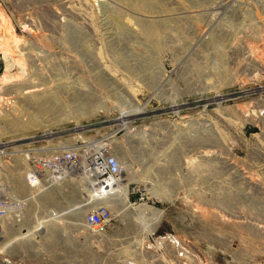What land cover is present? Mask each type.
<instances>
[{
  "label": "rangeland",
  "instance_id": "374dc122",
  "mask_svg": "<svg viewBox=\"0 0 264 264\" xmlns=\"http://www.w3.org/2000/svg\"><path fill=\"white\" fill-rule=\"evenodd\" d=\"M1 10L24 42L3 55L0 24V75L21 79L0 90V144L113 134L129 184L108 200L73 178L34 191L12 150L0 193L28 205L20 230L4 233L0 264H264V0H14ZM103 206L109 223L89 227Z\"/></svg>",
  "mask_w": 264,
  "mask_h": 264
},
{
  "label": "built area",
  "instance_id": "2783aa9c",
  "mask_svg": "<svg viewBox=\"0 0 264 264\" xmlns=\"http://www.w3.org/2000/svg\"><path fill=\"white\" fill-rule=\"evenodd\" d=\"M7 1L14 0H0V5L3 7ZM113 137L115 135L110 134L100 139H82L56 147L49 143L37 146L30 141L17 146L18 151L8 143H1L0 161L10 156L12 150L20 152L27 165L25 184L35 191L64 184L72 178L83 186L103 190L107 182L117 178L122 170L109 145ZM27 205V198L0 193V237L8 228L20 230ZM110 217V209L103 206L98 212L89 214L86 223L91 228L101 229L109 223Z\"/></svg>",
  "mask_w": 264,
  "mask_h": 264
},
{
  "label": "bare ground",
  "instance_id": "6f19581e",
  "mask_svg": "<svg viewBox=\"0 0 264 264\" xmlns=\"http://www.w3.org/2000/svg\"><path fill=\"white\" fill-rule=\"evenodd\" d=\"M2 7V5H0ZM1 7H0V24L1 26L4 28V35L2 37V39H4V50H3V55H7V52H10L11 49L13 50H16L19 48V46L24 42L23 39H21L20 37H17L15 34H14V31H13V28H12V25H10L8 23V20L6 19V17L4 16V14L2 13V10H1ZM3 8V7H2ZM156 32V31H155ZM156 35V34H155ZM18 65L21 67V70H24L25 69V63L20 60V62L18 63ZM23 76H25V71H22L21 73ZM23 79V78H22ZM21 80L20 79V75L18 76H14V77H10L9 74L7 73V71L5 70L4 73L2 75H0V90L3 89L4 86L7 87V85H11L12 83H15L17 81ZM41 84H31L30 86H28V88H36V87H39ZM9 87V86H8ZM12 87H15V86H12ZM5 88V87H4ZM23 88H27V87H23ZM6 89V88H5ZM5 91V90H4ZM15 94L16 91H14ZM2 102H0L1 104ZM2 106H0V109H1ZM2 111V110H1ZM18 111V110H17ZM16 111V112H17ZM22 112V111H21ZM2 113V112H1ZM0 113V114H1ZM19 113V112H17ZM16 113V114H17ZM3 114V113H2ZM2 116V115H1ZM4 116V115H3ZM20 116H21V113H20ZM15 117V116H14ZM19 117V116H18ZM17 118V117H16ZM20 118V117H19ZM126 118H127V113L123 112L122 115L119 117V121L120 123L124 124L125 121H126ZM2 119V118H1ZM18 119V118H17ZM1 121V120H0ZM4 124V123H3ZM78 127V126H77ZM2 128V127H1ZM5 128V127H3ZM77 129V128H76ZM78 130V129H77ZM47 137L46 138H50L51 137V132H47ZM12 142V141H11ZM16 157L14 158H21L22 161V164H25L26 166V171H27V165H26V162L23 158V156L20 154V152H17L15 153ZM12 159V158H11ZM3 162L4 161H0V175H4V177H8L7 174H5V170L2 168L3 167ZM2 171V172H1ZM2 173V174H1ZM4 173V174H3ZM15 174V173H14ZM26 174V173H25ZM13 177V176H12ZM17 177V179H14L13 182V186L15 185V188L18 189V190H23V186L20 184L19 180H18V172H17V175L15 176ZM20 179V178H19ZM129 180V179H128ZM127 184L128 181H127V178H126V174L121 170V173L120 175L115 178V179H111L107 182L105 188L103 190H100L101 188L99 187H94V188H91L90 186H87V190L89 193H93L92 196H97L98 197V200H108L111 196L113 195H119V194H124V196L126 197L127 195ZM2 186V185H1ZM2 190V189H0ZM7 190V189H6ZM3 191V190H2ZM35 191V190H34ZM50 221V220H49ZM24 222V220H23ZM45 222H48V220H39L37 221L33 226L31 227H27L23 230V235H22V238L23 239H26L27 237H29L31 231L40 226L41 224H44ZM4 234L1 235L0 237V243H4Z\"/></svg>",
  "mask_w": 264,
  "mask_h": 264
},
{
  "label": "crops",
  "instance_id": "0c3cea01",
  "mask_svg": "<svg viewBox=\"0 0 264 264\" xmlns=\"http://www.w3.org/2000/svg\"><path fill=\"white\" fill-rule=\"evenodd\" d=\"M7 263V262H6Z\"/></svg>",
  "mask_w": 264,
  "mask_h": 264
}]
</instances>
